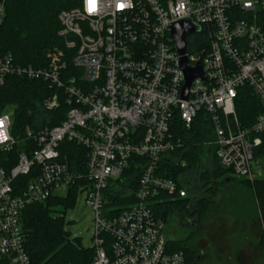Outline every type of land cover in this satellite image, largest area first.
<instances>
[{
  "label": "built area",
  "instance_id": "2783aa9c",
  "mask_svg": "<svg viewBox=\"0 0 264 264\" xmlns=\"http://www.w3.org/2000/svg\"><path fill=\"white\" fill-rule=\"evenodd\" d=\"M7 1L0 0V26ZM124 2L123 10L118 0H98L94 13L89 0L62 10L56 33L61 45L47 53L44 65H20L0 52V89L8 77H20L42 83L47 92L41 116L23 127L15 126V105H0V131L7 136L0 143V157H6L0 158L5 264H31L22 211L65 198L73 189L94 211L90 264H187L164 238V223L150 207L161 195L189 197L190 174L180 182L157 174L163 161L187 165L176 155L184 145L176 119L190 130L203 113L212 132L206 144L218 165L236 178H252L251 163L264 144V0ZM184 20L198 28L186 37V67L199 65L204 79H194L182 100L184 76L170 28ZM244 88L259 105L249 125L237 114ZM62 104L64 119L47 125ZM63 142L86 150L81 168L61 153ZM131 167L139 172L135 202L109 204L104 193L111 189L114 195L117 186L111 183H123L120 177Z\"/></svg>",
  "mask_w": 264,
  "mask_h": 264
},
{
  "label": "trees",
  "instance_id": "16d2710c",
  "mask_svg": "<svg viewBox=\"0 0 264 264\" xmlns=\"http://www.w3.org/2000/svg\"><path fill=\"white\" fill-rule=\"evenodd\" d=\"M79 1L8 0L5 18L0 26V52L12 54L16 63L20 65H44L47 53L61 45L56 35L59 28L58 14L62 10L77 6ZM190 44L189 39L187 51L191 49ZM45 94L47 92L40 82L8 77L0 89V105L2 107L15 105L17 107L15 126L23 127L33 121L35 113L33 114L31 110L37 108L36 110L39 111ZM66 111L67 108L62 104L56 113L58 118L46 124L59 125ZM258 112L256 97L248 88L242 89L237 101V114L241 123L251 124ZM204 118L205 115L200 113L190 130H185L176 119L177 135L184 141L183 147L176 155L183 158L187 165L171 167L168 162L163 161L157 171L158 176L180 182L185 175L195 173L201 167L199 156L203 154L202 146L212 139L211 126ZM60 151L66 156L67 161H74L81 168L86 155L85 149L63 142L60 144ZM206 156H208V169L204 174L207 172L210 174L209 185L202 184V178L199 179L198 184L190 181L188 198L172 199L167 195H161L160 200L150 203L152 211L163 223L171 214H185L195 217L197 228V220L215 203H219L222 207H242L238 199L231 200V204L227 203L219 186L228 187L232 178L226 176L228 171L218 165L213 153L209 155L207 152ZM255 157H259L264 163V144L258 149ZM120 179L123 183L117 182L114 195L111 194V189H108L104 197L111 205L125 207L135 202L133 194L137 189L139 172L131 167L123 172ZM21 180L25 181L24 178ZM246 183L248 184L247 181ZM76 196L77 192L73 189L65 198H49L45 202L27 206L22 211L20 222L25 235L24 246L31 264H90L93 250H82L68 238L67 233L63 231V217L57 211V207L72 206ZM256 197L257 202L254 199L256 214L258 215L259 212L264 225V181L262 180L256 187ZM171 246L173 251L183 252L187 264H199L195 257L194 239H191V236L184 241L171 242ZM0 264L5 263L0 260Z\"/></svg>",
  "mask_w": 264,
  "mask_h": 264
},
{
  "label": "rangeland",
  "instance_id": "374dc122",
  "mask_svg": "<svg viewBox=\"0 0 264 264\" xmlns=\"http://www.w3.org/2000/svg\"><path fill=\"white\" fill-rule=\"evenodd\" d=\"M36 109L33 108L31 112L41 116V112ZM202 147L203 154L199 156L201 167L190 174V181L198 184L202 178V184L209 185L210 174H204L208 169L206 153L211 155L213 148L206 142ZM251 174L252 178L247 180L236 178L228 172L226 176L231 177L232 182L225 188L219 186L227 203L238 199L242 207H222L215 203L197 220L195 230L188 222L195 220V217L171 214L163 225L164 238L177 242L191 236L199 264H264V225L259 212L256 214L254 203V199L257 202L256 187L261 180L264 181V163L259 157H255L251 163ZM111 184L117 186L115 181ZM57 211L63 217V231L68 238L80 249L91 251L94 211L85 205L84 194H78L72 206H60Z\"/></svg>",
  "mask_w": 264,
  "mask_h": 264
},
{
  "label": "water",
  "instance_id": "95a60500",
  "mask_svg": "<svg viewBox=\"0 0 264 264\" xmlns=\"http://www.w3.org/2000/svg\"><path fill=\"white\" fill-rule=\"evenodd\" d=\"M198 32V28L192 26L188 20L181 21L171 26L170 35L175 46L177 55L179 56V64L183 71L184 85L181 91V99L185 100L188 89L190 88L191 82L194 79H204L203 72L199 65L194 68L186 67V59L183 56L186 48V37ZM194 56L192 59H196ZM189 225L196 228V222L194 220H188Z\"/></svg>",
  "mask_w": 264,
  "mask_h": 264
},
{
  "label": "clouds",
  "instance_id": "9594fccd",
  "mask_svg": "<svg viewBox=\"0 0 264 264\" xmlns=\"http://www.w3.org/2000/svg\"><path fill=\"white\" fill-rule=\"evenodd\" d=\"M130 3V0H129ZM90 4V0H89ZM97 4L98 0H94V3L90 6L89 12L94 13L97 11ZM128 4L124 2V0H118V10H123L125 7H127ZM3 128V121H0V129ZM7 139V136L3 133V131H0V143H2L4 140Z\"/></svg>",
  "mask_w": 264,
  "mask_h": 264
},
{
  "label": "snow or ice",
  "instance_id": "6c2138e0",
  "mask_svg": "<svg viewBox=\"0 0 264 264\" xmlns=\"http://www.w3.org/2000/svg\"><path fill=\"white\" fill-rule=\"evenodd\" d=\"M94 3V0H90V6Z\"/></svg>",
  "mask_w": 264,
  "mask_h": 264
}]
</instances>
